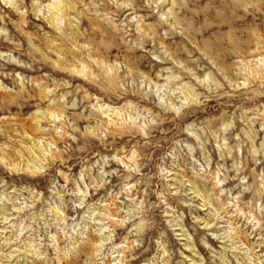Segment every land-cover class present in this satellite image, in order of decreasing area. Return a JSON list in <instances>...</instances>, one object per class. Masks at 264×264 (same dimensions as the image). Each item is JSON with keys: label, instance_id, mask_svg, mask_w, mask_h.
<instances>
[{"label": "rangeland", "instance_id": "obj_1", "mask_svg": "<svg viewBox=\"0 0 264 264\" xmlns=\"http://www.w3.org/2000/svg\"><path fill=\"white\" fill-rule=\"evenodd\" d=\"M0 264H264V0H0Z\"/></svg>", "mask_w": 264, "mask_h": 264}, {"label": "bare ground", "instance_id": "obj_2", "mask_svg": "<svg viewBox=\"0 0 264 264\" xmlns=\"http://www.w3.org/2000/svg\"><path fill=\"white\" fill-rule=\"evenodd\" d=\"M62 7H63L62 1L55 3L53 6V11L49 15V20L52 26L56 29H59L61 32H62L61 29L62 27H61L60 18L58 17V12L62 10Z\"/></svg>", "mask_w": 264, "mask_h": 264}]
</instances>
